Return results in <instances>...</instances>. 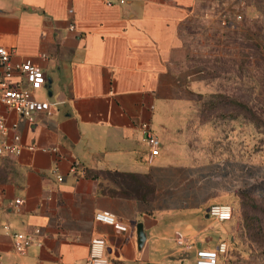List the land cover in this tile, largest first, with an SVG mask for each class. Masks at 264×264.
<instances>
[{
    "label": "crops",
    "instance_id": "0c3cea01",
    "mask_svg": "<svg viewBox=\"0 0 264 264\" xmlns=\"http://www.w3.org/2000/svg\"><path fill=\"white\" fill-rule=\"evenodd\" d=\"M246 2L0 0V47L43 69L34 97L54 108L28 120L0 106L22 149L0 156V264H90L94 237L110 264H182L177 232L195 255L231 239L208 209L264 197V160L233 154L226 128L201 120L196 57ZM144 125L162 145L151 161ZM5 225L40 234L20 254Z\"/></svg>",
    "mask_w": 264,
    "mask_h": 264
},
{
    "label": "rangeland",
    "instance_id": "374dc122",
    "mask_svg": "<svg viewBox=\"0 0 264 264\" xmlns=\"http://www.w3.org/2000/svg\"><path fill=\"white\" fill-rule=\"evenodd\" d=\"M232 18L228 26L221 20L226 29L215 31L214 47L196 57L201 120L226 128L233 154L264 160V0H247ZM232 206V220L214 226L232 230L220 264H264V197ZM180 249V263L196 264L193 250Z\"/></svg>",
    "mask_w": 264,
    "mask_h": 264
},
{
    "label": "built area",
    "instance_id": "2783aa9c",
    "mask_svg": "<svg viewBox=\"0 0 264 264\" xmlns=\"http://www.w3.org/2000/svg\"><path fill=\"white\" fill-rule=\"evenodd\" d=\"M73 13V10H70ZM242 19V15H237L235 20ZM234 20V21H235ZM230 19H223L222 25L228 26ZM71 31L76 30V24L72 23L69 27ZM0 65L2 75L0 76V106H6L10 110L15 111L21 117L28 120H34L35 114L44 113L47 116L54 114L53 104L49 101H40L35 99L36 89L42 88L46 84V76L43 69L34 64L31 60L13 64L11 62V52L0 47ZM18 124H13V143L8 142L5 137L7 130L3 122H0V156L18 155L21 153L19 145L20 135L17 131ZM146 135L145 141L150 147L151 161L160 154L161 142L159 138L148 128L143 126ZM62 180V177H58ZM23 203L22 199L15 201V206ZM208 215L218 222H229L234 215L233 206L230 204H214L209 207ZM98 222H102L113 226L118 231L126 232L128 225L116 218L109 212H98L95 215ZM4 229L10 234L14 249L20 254H25L30 246L36 241L39 230L35 232H12L9 225H5ZM176 242L179 246L191 248L187 244L182 233H176ZM230 243L228 240L221 241L214 249H198L195 255L196 264H220L221 258L229 252ZM107 242L104 237H94L90 244L89 263L90 264H110V260L106 255Z\"/></svg>",
    "mask_w": 264,
    "mask_h": 264
},
{
    "label": "water",
    "instance_id": "95a60500",
    "mask_svg": "<svg viewBox=\"0 0 264 264\" xmlns=\"http://www.w3.org/2000/svg\"><path fill=\"white\" fill-rule=\"evenodd\" d=\"M138 239H139V244H140V246H142L143 243H144V241H145V239H146V236H145V234L143 233V228H142V226H139V227H138Z\"/></svg>",
    "mask_w": 264,
    "mask_h": 264
},
{
    "label": "trees",
    "instance_id": "16d2710c",
    "mask_svg": "<svg viewBox=\"0 0 264 264\" xmlns=\"http://www.w3.org/2000/svg\"><path fill=\"white\" fill-rule=\"evenodd\" d=\"M246 196H248V195H245V194L242 195V197H246ZM249 196H250V195H249ZM229 249H230V247H229Z\"/></svg>",
    "mask_w": 264,
    "mask_h": 264
}]
</instances>
